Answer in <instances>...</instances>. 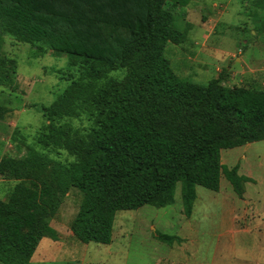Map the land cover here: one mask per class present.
<instances>
[{
  "label": "trees",
  "instance_id": "16d2710c",
  "mask_svg": "<svg viewBox=\"0 0 264 264\" xmlns=\"http://www.w3.org/2000/svg\"><path fill=\"white\" fill-rule=\"evenodd\" d=\"M186 2L0 0V84H10L17 68L1 52L5 36L80 60L78 75L41 106L48 126L36 147L20 158L0 156V178L16 181L0 199V263L30 264L42 238L57 239L49 219L70 187L82 194L72 233L98 244L111 243L117 211L172 203L177 183L187 218L195 185L218 191L223 175L242 196L252 179L221 163L220 151L264 140V90L226 87L220 76L205 85L177 76L164 49L182 43L187 30L176 29L166 4ZM112 71L124 73L111 78ZM80 115L89 127L61 122ZM55 150L73 160H52L46 152Z\"/></svg>",
  "mask_w": 264,
  "mask_h": 264
},
{
  "label": "rangeland",
  "instance_id": "374dc122",
  "mask_svg": "<svg viewBox=\"0 0 264 264\" xmlns=\"http://www.w3.org/2000/svg\"><path fill=\"white\" fill-rule=\"evenodd\" d=\"M166 7L174 15L176 29L187 30L185 40L168 42L163 54L179 78L205 85L220 76L226 87L264 90V0H187L184 5L167 3ZM35 49L3 38L1 52L14 58L17 68L10 84H0V156L20 158L29 145L36 147L37 135L48 126L41 106H49L67 87L68 77L80 72L78 58ZM123 73L108 75L119 79ZM61 122L80 129L90 124L85 115ZM46 154L61 163L73 160L64 150ZM220 156L228 168L237 165L239 174L252 178L244 183L245 201L260 195L256 207L261 206L264 214V140L222 149ZM15 183L0 178V199ZM195 192L188 218L182 211L180 183L172 203L117 211L111 243L98 244L82 243L72 233L82 194L70 187L49 219L57 239L42 238L31 264H264V215L252 219L244 212L246 203L223 175L218 191L195 185ZM233 208L243 216L237 219ZM159 235L180 240L168 243Z\"/></svg>",
  "mask_w": 264,
  "mask_h": 264
},
{
  "label": "crops",
  "instance_id": "0c3cea01",
  "mask_svg": "<svg viewBox=\"0 0 264 264\" xmlns=\"http://www.w3.org/2000/svg\"><path fill=\"white\" fill-rule=\"evenodd\" d=\"M251 178V177H250ZM252 179V178H251ZM245 183H247V182H245ZM260 195H258L256 198H253L252 200H251V198H250V200L251 201H245V199H246V192H245V189H244V192H243V194H242V196L241 197H239L241 200H242V202H245L246 204H243L244 205V212H247V213H249L251 216H252V219L253 218H255V217H257L258 219H259V217L260 216H262V215H264V214H262V212L263 211H261L263 208H261V206H259V208L258 207H256V204L257 203H260V200H259V197ZM236 208H233V211H234V214L233 215H235L236 216V218L237 219H239V218H241V216H243V215H241V211H240V209H236ZM261 209V210H260ZM238 213L240 214V215H238ZM246 213V214H247ZM192 214V213H191ZM247 216H248V214H247ZM37 252V251H36ZM36 254H38V253H36ZM35 256V253L33 254V256H32V258ZM37 256H39L40 257V255L38 254ZM32 258H31V260H30V264H31V262H32ZM42 258V257H41Z\"/></svg>",
  "mask_w": 264,
  "mask_h": 264
}]
</instances>
